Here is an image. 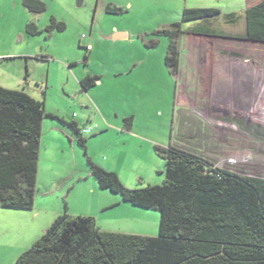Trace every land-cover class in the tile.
Returning <instances> with one entry per match:
<instances>
[{
    "label": "rangeland",
    "instance_id": "374dc122",
    "mask_svg": "<svg viewBox=\"0 0 264 264\" xmlns=\"http://www.w3.org/2000/svg\"><path fill=\"white\" fill-rule=\"evenodd\" d=\"M40 1L46 10L35 14L23 0H0V86L43 101L46 113H58L67 123L93 112L91 124L99 128L85 136V150L59 133L63 124L57 119H44L33 208H0V264H15L65 213L96 215L101 227L115 229L109 212L99 209L120 202L114 212L128 217L121 196L100 189L88 160L115 173L127 190L163 184L165 162L156 147L170 145L199 152L232 173L264 178V44L242 38L245 11L262 0ZM190 9L218 10L221 17L212 25L218 36L191 33L196 23H182ZM232 14L237 22L224 24ZM52 18L65 30L46 32ZM174 23L182 30L178 74L166 67L169 41L158 34ZM30 24L38 31L31 37ZM115 32L128 38L106 39ZM88 45L94 52L85 64ZM76 71L100 77L90 90L96 104L80 93ZM83 96L86 108L78 103ZM125 119H132L130 130ZM56 132L65 144L54 138ZM136 209L143 214L129 222L138 224L133 229L157 237L160 213Z\"/></svg>",
    "mask_w": 264,
    "mask_h": 264
},
{
    "label": "trees",
    "instance_id": "16d2710c",
    "mask_svg": "<svg viewBox=\"0 0 264 264\" xmlns=\"http://www.w3.org/2000/svg\"><path fill=\"white\" fill-rule=\"evenodd\" d=\"M23 6L35 14L46 10L40 0H23ZM107 12L117 11L108 8ZM220 17L216 9H190L183 11L182 23H196L190 29L193 34L218 36L212 25ZM243 18L242 38L264 44V0L246 10ZM237 19L235 14L225 15L222 22L231 25ZM172 26L158 34L169 41L166 67L178 74L181 23ZM65 27L52 18L45 30L52 33ZM26 33L34 36L37 27L28 25ZM99 79L85 76L81 89L89 91ZM49 117L53 116L46 113L43 101L0 86V208H33L42 123ZM58 120L74 131L75 141L85 150V136L99 128L96 125L84 134L83 130L95 126L92 120L82 127L76 121ZM131 126L132 119H125L124 128L130 130ZM156 151L165 162V178L159 186L127 190L115 173L91 160L88 164L100 189L120 195L124 203L135 208L160 213L157 237L103 231L92 217L65 213L15 264H264V178L232 173L183 147H156Z\"/></svg>",
    "mask_w": 264,
    "mask_h": 264
},
{
    "label": "crops",
    "instance_id": "0c3cea01",
    "mask_svg": "<svg viewBox=\"0 0 264 264\" xmlns=\"http://www.w3.org/2000/svg\"><path fill=\"white\" fill-rule=\"evenodd\" d=\"M115 34H121L120 36H125L126 35V39L128 38V35L127 34H124V33H117V32H115ZM125 40V39H124ZM118 41H120V40H118ZM88 46H91V45H88ZM93 52H94V48L91 46V49L90 50H88V53H87V61H86V63L85 64H87V62L90 60L89 59V54H93ZM77 72V71H76ZM87 75H90V76H97V75H95L94 73H91V72H89L88 71V73H83V74H79V72H77L76 73V79H73V81L75 82V84L78 86V85H80V82H81V80L85 77V76H87ZM100 78V77H99ZM100 80V79H99ZM98 84H100V81H98L97 82V84H96V86L98 85ZM96 86H94V87H92V88H95ZM91 88V89H92ZM91 89H89V91H83L82 89L80 90V93H82V94H84V96L85 97H89V98H91V100H92V102H94V104H96L95 103V101L93 100V98L90 96V90ZM81 97V98H78V103H80L83 107L82 108H86V106H87V104H88V101H87V98H85V97ZM87 110V109H86ZM48 114L49 115H51V116H53L52 117V119H60V118H62L63 119V117L61 116V115H59L58 113H49L48 112ZM94 115V113L93 112H87V111H85V113H83L81 116H76L75 117V121L77 120V119H79V117H80V120L77 122V124H78V126L80 127V124H79V122L80 123H82L83 125L86 123V122H88V121H91V120H93V116ZM82 120V121H81ZM58 122L60 123V121L58 120ZM56 124V126H62V125H60V124ZM56 126H54V125H51V127H50V130H59V129H57L56 128ZM63 128H60V132L59 133H62V135L65 137V138H67L71 143H74V141H75V137L74 136H72V134L69 132V128L67 127V126H65V125H63L62 126ZM131 128H132V126H131ZM62 129V130H61ZM59 133H55L54 135V138L58 141V143L59 144H61V145H63V144H65V141H64V137L62 138V137H60V134ZM60 146V145H59ZM40 165H38V173H39V171H40ZM79 180H81V179H79ZM96 185V184H95ZM99 202L101 203V200H99ZM116 202H118V201H116ZM124 203V202H123ZM102 204V203H101ZM104 206L102 207V209L100 208L99 210H100V212L101 211H106L107 210V212H109V214L111 215V216H109V220L108 221H113V222H115L116 223V227H115V229L113 228V229H110V228H112V227H101V223H98L99 221V217L98 216H94V215H85V216H89V217H92L95 221H96V224H97V226L101 229V230H103V231H107V232H113V233H125V234H135V235H145L144 233H141V232H138V231H136L135 229V227H137L138 226V224H137V226H133L131 223H133L134 221H136L135 219H136V217H139L140 215H142L143 213H140V212H138V210L135 208V207H133V206H131L130 204H127V203H125V206H122L123 207V210H125L126 211V213H127V216L128 217H126V219H120V217H119V215L117 214V211H116V213L114 212L115 210H113L114 209V207H116L117 205H120V202L119 203H110L109 204V206H108V204H107V202L106 203H104L103 204ZM124 205V204H123ZM107 206V207H106ZM106 209V210H105ZM112 211V212H111ZM116 216H115V215ZM84 214H80L79 216H83ZM141 217V216H140ZM140 220V219H139ZM119 221V222H118ZM126 221V222H125ZM129 222H131V223H129ZM130 225H129V224ZM136 223H137V221H136ZM105 226H107V225H105ZM131 227H132V229H131ZM116 228H119V229H116ZM133 228H135V229H133ZM153 232V231H152Z\"/></svg>",
    "mask_w": 264,
    "mask_h": 264
},
{
    "label": "water",
    "instance_id": "95a60500",
    "mask_svg": "<svg viewBox=\"0 0 264 264\" xmlns=\"http://www.w3.org/2000/svg\"><path fill=\"white\" fill-rule=\"evenodd\" d=\"M121 34H114V35H112V36H110V37H107L106 39H108V40H111V41H113V42H116V41H118V40H124V39H126V35L124 36H120Z\"/></svg>",
    "mask_w": 264,
    "mask_h": 264
},
{
    "label": "built area",
    "instance_id": "2783aa9c",
    "mask_svg": "<svg viewBox=\"0 0 264 264\" xmlns=\"http://www.w3.org/2000/svg\"><path fill=\"white\" fill-rule=\"evenodd\" d=\"M90 49H91V46H88V47H87V50H90ZM94 128H97V126L95 125V126H92V127H88V128H86L85 130H83V133H84V134H87V133L93 131ZM229 163H234V161H233V160H229Z\"/></svg>",
    "mask_w": 264,
    "mask_h": 264
},
{
    "label": "flooded vegetation",
    "instance_id": "af4514ba",
    "mask_svg": "<svg viewBox=\"0 0 264 264\" xmlns=\"http://www.w3.org/2000/svg\"><path fill=\"white\" fill-rule=\"evenodd\" d=\"M197 35V34H196Z\"/></svg>",
    "mask_w": 264,
    "mask_h": 264
}]
</instances>
